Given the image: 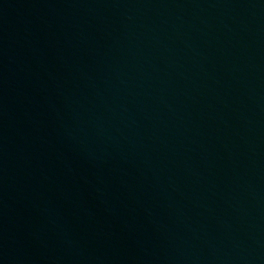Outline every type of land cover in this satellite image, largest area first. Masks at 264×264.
<instances>
[{
    "label": "water",
    "instance_id": "1",
    "mask_svg": "<svg viewBox=\"0 0 264 264\" xmlns=\"http://www.w3.org/2000/svg\"><path fill=\"white\" fill-rule=\"evenodd\" d=\"M0 264H264V0H0Z\"/></svg>",
    "mask_w": 264,
    "mask_h": 264
}]
</instances>
